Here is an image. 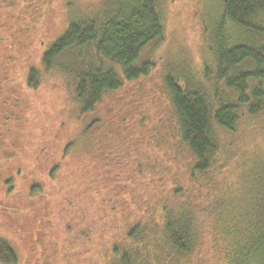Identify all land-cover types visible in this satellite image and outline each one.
Masks as SVG:
<instances>
[{"label": "trees", "instance_id": "1", "mask_svg": "<svg viewBox=\"0 0 264 264\" xmlns=\"http://www.w3.org/2000/svg\"><path fill=\"white\" fill-rule=\"evenodd\" d=\"M177 1L0 0V264H264V0Z\"/></svg>", "mask_w": 264, "mask_h": 264}, {"label": "rangeland", "instance_id": "2", "mask_svg": "<svg viewBox=\"0 0 264 264\" xmlns=\"http://www.w3.org/2000/svg\"><path fill=\"white\" fill-rule=\"evenodd\" d=\"M194 3H196V0H179L166 7L164 35L167 40L183 39L181 43H185L189 48L190 46L188 43L191 45L195 42L194 38L190 36V31L193 32L194 30L192 27L194 23H191L194 17ZM60 5L61 1L56 2V16L52 24L53 28L59 22L57 19L62 16ZM57 92V90H53L52 93L39 91L32 94L31 102L37 106L35 110L39 111L38 115L40 118H58V112L62 111L63 101L61 100V97L60 99H57ZM19 246L20 248H25L22 244H19Z\"/></svg>", "mask_w": 264, "mask_h": 264}]
</instances>
